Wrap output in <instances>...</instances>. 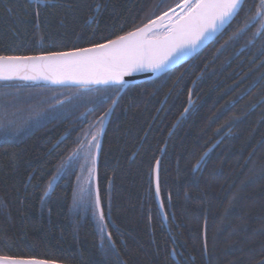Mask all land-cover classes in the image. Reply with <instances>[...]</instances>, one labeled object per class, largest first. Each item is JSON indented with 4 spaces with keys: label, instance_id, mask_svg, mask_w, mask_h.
Here are the masks:
<instances>
[{
    "label": "trees",
    "instance_id": "trees-1",
    "mask_svg": "<svg viewBox=\"0 0 264 264\" xmlns=\"http://www.w3.org/2000/svg\"><path fill=\"white\" fill-rule=\"evenodd\" d=\"M179 2L0 0V55L92 47ZM262 2L246 0L190 63L122 96L117 87L0 84V256L59 264H262L264 32L258 38L260 25L252 22ZM191 93L192 108L173 132ZM115 103L98 173L101 231L87 145ZM157 161L166 225L155 197Z\"/></svg>",
    "mask_w": 264,
    "mask_h": 264
},
{
    "label": "snow or ice",
    "instance_id": "snow-or-ice-1",
    "mask_svg": "<svg viewBox=\"0 0 264 264\" xmlns=\"http://www.w3.org/2000/svg\"><path fill=\"white\" fill-rule=\"evenodd\" d=\"M45 2L46 0H37L38 5ZM243 3L244 0H180L176 7L151 19L143 27L92 47L50 52L46 55H0V82L43 80L53 84L117 86L119 91L127 86L126 76L137 72H163L180 56L194 51L228 25L243 10ZM261 9H264V2ZM252 22L259 24L260 29L264 30V10L257 11ZM110 112L111 109L97 122L99 127L91 135L92 142L87 145L88 155L91 157L88 183L95 175L96 160L93 151L99 150V137L103 133L105 117ZM53 189L54 184L50 182L44 196H49ZM156 191L159 194L158 184ZM95 208L103 231L105 217L98 195ZM0 264L48 262L0 256Z\"/></svg>",
    "mask_w": 264,
    "mask_h": 264
},
{
    "label": "water",
    "instance_id": "water-1",
    "mask_svg": "<svg viewBox=\"0 0 264 264\" xmlns=\"http://www.w3.org/2000/svg\"><path fill=\"white\" fill-rule=\"evenodd\" d=\"M245 2H246V0H244L243 6H244ZM176 11L177 12H180V9L177 8ZM238 15L228 25H226L219 32L215 33L210 39H208L205 42H203L194 51H191V52H189V53H187L185 55L180 56L178 59H176L173 63H171L169 65V67L165 71L159 72V73H154V72H137V73H134L131 76H126L125 77V80L127 81V86L122 89L120 96H122L130 87L156 81V80L162 78L163 76L167 75L171 71H173V70H175V69H177L179 67H182V66L190 63L202 51H204L209 46H211L231 26V24L235 21V19L238 17ZM263 31L264 30H260V32L258 34V37L262 34ZM12 83H17V84H33V85H45V86H49L51 88H59V89H81V90H84V91H90V90H93V89H101V88L117 87V86H105V85H95V84H92V85H82V84H77V83L53 84L51 82H47V81H43V80H40V81L14 80V81H9V82H0V84H12ZM195 87H196V84H194V86L192 88V92L195 89ZM192 94L193 93H191V97H190V105H189L187 111L185 112V114L178 121V123L175 126L173 132L176 130V128L181 123V121L184 119V117L191 110V108H192ZM116 106H117V103H115L113 105V107L111 109V112H110V115L107 116L106 119H105V121H104L103 133L99 137V144H100L99 150L98 151H95V154H94L95 160H96V168H95V175L93 177V180H94V188H95L96 196L98 195V173H99V164H100V157H101V152H102L103 140H104V136L106 134V131H107L109 125H110V122L112 120V117H113L114 111L116 109ZM61 142H63V140ZM56 182L57 181H55L54 183H56ZM154 183H155V197H156V201H157V204H158V207H159V211L161 213V216L163 218V221H164V223L166 225L167 224V217H166V214H165V210H164V206H163V202H162V198H161V192H160V162H159V165L156 166V168H155V172H154ZM157 184L159 186V194H157V191H156ZM48 264H59V263L48 262Z\"/></svg>",
    "mask_w": 264,
    "mask_h": 264
},
{
    "label": "flooded vegetation",
    "instance_id": "flooded-vegetation-1",
    "mask_svg": "<svg viewBox=\"0 0 264 264\" xmlns=\"http://www.w3.org/2000/svg\"><path fill=\"white\" fill-rule=\"evenodd\" d=\"M243 52V51H242ZM81 170L83 171V168H81Z\"/></svg>",
    "mask_w": 264,
    "mask_h": 264
},
{
    "label": "bare ground",
    "instance_id": "bare-ground-1",
    "mask_svg": "<svg viewBox=\"0 0 264 264\" xmlns=\"http://www.w3.org/2000/svg\"><path fill=\"white\" fill-rule=\"evenodd\" d=\"M243 50V49H242ZM81 90V89H80Z\"/></svg>",
    "mask_w": 264,
    "mask_h": 264
},
{
    "label": "rangeland",
    "instance_id": "rangeland-1",
    "mask_svg": "<svg viewBox=\"0 0 264 264\" xmlns=\"http://www.w3.org/2000/svg\"><path fill=\"white\" fill-rule=\"evenodd\" d=\"M167 19V18H166Z\"/></svg>",
    "mask_w": 264,
    "mask_h": 264
}]
</instances>
